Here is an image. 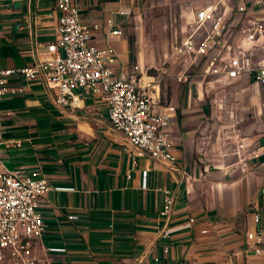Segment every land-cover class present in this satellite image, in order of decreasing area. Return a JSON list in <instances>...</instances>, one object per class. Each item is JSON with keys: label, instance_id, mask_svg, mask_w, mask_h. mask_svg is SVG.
Returning a JSON list of instances; mask_svg holds the SVG:
<instances>
[{"label": "crops", "instance_id": "crops-1", "mask_svg": "<svg viewBox=\"0 0 264 264\" xmlns=\"http://www.w3.org/2000/svg\"><path fill=\"white\" fill-rule=\"evenodd\" d=\"M75 1L82 22L99 24L91 42L113 51L114 68L144 71L143 23L137 17L149 0ZM177 1L178 9L191 10L180 16L182 22L212 0ZM58 15L55 0H0V67L29 64L32 44L55 38ZM175 77L174 94L167 99L160 92L162 102L179 107L182 115L176 113L170 125L172 166L146 155L133 162L102 100L83 96L78 107H61L40 79L8 77V85L19 90L0 100V171H37L50 186L39 199L45 226L35 251L39 258L51 264H263L246 249L245 235L255 227L253 213L264 221V130L243 140L253 148L243 171L242 162L209 154L187 126L200 83L196 77ZM181 86L185 97L179 95ZM164 189L173 194L168 216L161 214ZM71 214L76 219H68Z\"/></svg>", "mask_w": 264, "mask_h": 264}, {"label": "built area", "instance_id": "built-area-1", "mask_svg": "<svg viewBox=\"0 0 264 264\" xmlns=\"http://www.w3.org/2000/svg\"><path fill=\"white\" fill-rule=\"evenodd\" d=\"M55 5L59 13L55 38L43 44L34 42L29 64L0 67V100L7 92L19 90L8 85L10 76L40 79L54 90L53 103L61 107H78L83 96L100 99L107 105L112 130L122 134V149L133 162L146 155L172 166L176 156L170 125L176 108L162 102L158 80L138 66L130 71L115 69L113 51L91 42L99 24L82 22L75 0H55ZM111 24V18H106L105 25ZM172 52L184 60L177 81H185L191 67L201 64L197 72L201 81L211 78L229 83L243 78L264 86V0H212L195 9L188 31L173 43ZM147 172H141L143 187ZM49 189L37 171H0V264H51L35 252L45 229L39 199ZM172 203V192L164 189L162 215L168 216ZM68 219L76 216L68 215ZM252 221L255 227L246 232V249L264 264V221L256 212ZM161 234L168 237L167 228Z\"/></svg>", "mask_w": 264, "mask_h": 264}, {"label": "rangeland", "instance_id": "rangeland-1", "mask_svg": "<svg viewBox=\"0 0 264 264\" xmlns=\"http://www.w3.org/2000/svg\"><path fill=\"white\" fill-rule=\"evenodd\" d=\"M177 2L162 4L161 0H149L137 17L143 23L139 28L144 34L139 44L143 69L155 76L160 92L167 99L174 94L171 81L184 66L183 58L173 54L172 45L188 31L190 18L181 22L180 16L188 17L191 11L187 5L178 9ZM200 65L192 66L187 76V81L196 77L200 83L192 93L191 100H197V105L191 103L187 126L194 130L195 139L201 140L203 150L219 158L242 162L243 171L244 160L249 159L253 149L249 143L243 145V140L258 136L264 130V87L259 86L257 90L256 86L242 81L217 83L211 78L200 81L197 73ZM178 92L180 97H185L182 86ZM179 112L178 107L177 117L181 118Z\"/></svg>", "mask_w": 264, "mask_h": 264}]
</instances>
